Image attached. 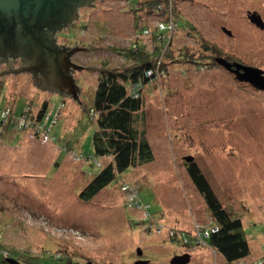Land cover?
<instances>
[{"label": "rangeland", "instance_id": "obj_1", "mask_svg": "<svg viewBox=\"0 0 264 264\" xmlns=\"http://www.w3.org/2000/svg\"><path fill=\"white\" fill-rule=\"evenodd\" d=\"M144 1L99 0L81 6L77 23L54 36L60 45L92 48L72 56L79 66L73 76L79 87L75 94L87 107L100 66L126 62L123 52L139 27L153 29L163 20L157 12L141 10ZM161 5L173 6L177 15L176 24L166 23L173 58L184 52L204 61H167L165 74L144 87L135 127L144 131L153 160L126 169L90 201L80 200L78 192L99 167L71 155L92 152L95 123L69 92L66 96L72 97L63 99L37 86L31 71L0 74V106L14 105L18 115L28 101L37 106L47 99L48 115L57 117L53 142L9 128L0 138V233L3 245L21 255V264H133L138 259L171 264L182 254L189 255L185 264H223L218 254L213 262V251L204 244L191 249L172 240L176 232L211 220L187 174V156L229 214L241 218L249 260L262 255L264 91L211 64L209 57L217 51L219 57L264 72V28L249 18L254 13L264 23V0H164ZM159 10L165 14L161 6ZM137 15L142 19L135 22ZM154 45L151 39L145 50L152 52ZM19 63L16 58L12 67ZM5 69L0 63V72ZM63 143L71 152L59 151ZM124 183L149 205V221L138 208L127 207L120 188ZM64 253L71 256L70 263Z\"/></svg>", "mask_w": 264, "mask_h": 264}, {"label": "trees", "instance_id": "obj_2", "mask_svg": "<svg viewBox=\"0 0 264 264\" xmlns=\"http://www.w3.org/2000/svg\"><path fill=\"white\" fill-rule=\"evenodd\" d=\"M125 1L130 3V0ZM163 1L145 0L144 2H140L139 7L147 14L157 15L158 13L162 15L161 17L164 21H159V23H163L164 27L160 28L157 25L153 29L144 25L139 27V32L136 33L133 40H130L127 49L123 52V58L126 62L118 67H109L105 63L101 65L98 69L93 100L89 107L80 102L83 110L89 115L90 121L95 123V130L92 134V152L88 154L75 152L71 156L77 161L85 160L87 162H93L99 167L98 172L89 178L78 192V197L82 201L92 200L117 175L122 174L126 169L147 164L153 160V148L145 136L144 131H139L135 127V122L138 120V112L143 104L142 92L144 87L151 84L161 74H165L167 61L174 62L180 60L185 63L196 64L204 61V57L193 58L192 56H187L184 52L182 53L183 56L173 58L168 46L171 37L168 36V25L166 23L173 20L176 24L177 15L175 11H172L174 10L173 6L172 9L171 7L167 8V6H162L161 3ZM160 6L165 10L164 15L163 11L159 10ZM175 15L176 19L174 18ZM136 18L138 20L135 19V22L141 20L142 16L137 15ZM76 23L77 21L74 24ZM147 29L149 33L145 34L144 30ZM151 39L152 43H155V48L152 52H149L145 49ZM204 48L208 50V48ZM217 53L219 52L215 51V57L219 56ZM209 60L211 64L216 65L214 56L211 55ZM95 70L93 68V71ZM149 70L153 75L147 78L145 72ZM133 92L137 93L136 97L132 94ZM66 94L61 93L59 95L63 96V99L72 97H68ZM35 107H37V112H35L36 109L34 110ZM5 109L10 110V118L15 120V122L22 116L30 129L36 125L48 126L49 124L50 129L48 135L52 142L55 140L51 129L53 126L55 127L57 117L56 119H52L51 115H48L50 111H48L49 102L47 99L37 106H34L31 101H28L18 115H16L14 105L0 106V112ZM46 115L49 118H46ZM8 128L13 129L14 124H0V138L5 134V131L7 132ZM18 131H20V134L23 131L27 132V130ZM32 133L38 138L37 132ZM58 146L59 151L71 152L72 150V147L66 143L62 145L58 144ZM104 159H108L105 164H103ZM185 165L190 180L204 200L211 220L206 224H202L203 228L200 230L199 235L196 234L194 229L191 231L180 230L171 239L177 241L185 248L192 249L202 244H204L203 246L210 247L214 254L213 262L216 261V255L218 254L223 258V264H264V247L260 257L249 260L250 247L244 233V225L241 218L229 214L194 160L191 162L185 161ZM120 188L126 195L127 207L136 209L139 206L140 208L138 209L143 212L149 221L152 216L147 210L149 205L139 202L136 188L133 189L126 183L124 185L121 184ZM152 219H155L158 223V218ZM206 231L207 234H205ZM2 240L3 238L0 239V251L2 248H7L3 245ZM10 251L13 254L9 255L21 263L19 259L21 255L16 257V252L14 250ZM65 255L67 263H70L71 256L69 254ZM56 257L59 259L61 253L58 252ZM8 258L10 257H3L0 252V262L2 264H8L6 261Z\"/></svg>", "mask_w": 264, "mask_h": 264}, {"label": "water", "instance_id": "obj_3", "mask_svg": "<svg viewBox=\"0 0 264 264\" xmlns=\"http://www.w3.org/2000/svg\"><path fill=\"white\" fill-rule=\"evenodd\" d=\"M92 1L0 0V58L8 55L14 60H21L18 68L6 67L0 74L9 71H31L35 83L39 81L58 86L65 84L69 87V93L77 99L75 91L79 87H74L72 77L65 73L69 68L79 69V66L70 60L75 50H67V47L62 46V49L56 48L53 33L75 19L78 7L87 6ZM249 18L252 23L264 28V23L258 15L253 13ZM225 31L230 34V31ZM71 47L92 50L84 46ZM215 61L226 69H231L241 81L264 91V72L261 69L228 62L223 57H218ZM184 159L186 162L193 160L192 156ZM137 254L141 255V250H138ZM188 260V254L177 255L171 260V264H185ZM6 261L8 264H21L15 258H8ZM84 264L97 263L86 261ZM133 264H148V260L138 259Z\"/></svg>", "mask_w": 264, "mask_h": 264}, {"label": "built area", "instance_id": "obj_4", "mask_svg": "<svg viewBox=\"0 0 264 264\" xmlns=\"http://www.w3.org/2000/svg\"><path fill=\"white\" fill-rule=\"evenodd\" d=\"M157 26L160 27V28H163L164 24L163 23H158ZM144 33L148 34L149 33L148 29L144 30ZM152 75L153 74H152V72L150 70L145 72V76L147 78H150ZM132 94L135 97L137 96V93H135V92H133ZM46 118H49V116L46 115ZM0 120H1L0 124L1 123L2 124H8V123L12 124L13 123L14 124V128L13 129H16V130H27V133L28 132H31V133L32 132H37L38 138H40L42 141H45V140L47 141V140L50 139V137L48 135V131L50 129L49 128V124H48V126L47 125H42V126L36 125V126H34V128L30 129L22 116L20 118H18V120L16 122L12 118H10V110L9 109H5L4 111L0 112ZM31 135H33V133ZM32 137H35V135H33ZM35 138L37 139V137H35ZM123 189H124V187H123ZM138 208H139V206H138ZM202 228H203V226L201 224L198 225V226H195L194 230H195L197 235H199L200 230H202ZM205 234H207V231L205 232ZM1 238H2V234L0 233V239ZM0 252L3 255V257L12 258L11 255H9V254H13V253H11V251L8 248H2Z\"/></svg>", "mask_w": 264, "mask_h": 264}, {"label": "flooded vegetation", "instance_id": "obj_5", "mask_svg": "<svg viewBox=\"0 0 264 264\" xmlns=\"http://www.w3.org/2000/svg\"><path fill=\"white\" fill-rule=\"evenodd\" d=\"M95 1H99V0H93L89 5H90V6L94 5V2H95ZM89 5H87V6H89ZM80 7H81V6H80ZM80 7H78L77 10H78ZM84 7H86V6L84 5ZM78 16H79V14H78L77 11H76L75 19L72 20L71 22L67 23L66 25H63L61 28L57 29V30L55 31V33H53V37H54L57 33H59V31L61 32V31H63L66 27H68L69 25L74 24V23L78 20ZM54 39H55V38H54ZM61 46H62V47H67V50H72V49H74L75 52H74L73 54H75V53L77 52V50H78V48H72L71 46H70V47H69V46H64L63 44H61V45H57L56 42H55V47H56V48H58V49H62ZM73 54L71 55L70 60H71L72 63L76 64L75 62L72 61V56H73ZM218 57H219V56H217V57L214 56V61H215L216 58H218ZM225 59H226L228 62H232V63L235 62V63L241 64V65L248 66V65H246V64H244V63H241V62H239V61H237V60H232V59H229V58H226V57H225ZM20 61H21V60H20ZM14 62H15L14 58H12V57H10V56H8V55H4V56H2V58H0V63L5 64V66H6L7 68L12 67V66H13L12 63H14ZM215 62H216V61H215ZM216 64L218 65L217 62H216ZM76 65H78V64H76ZM223 67H224V66H223ZM224 68H225V67H224ZM233 68H234V67H233ZM225 69H226V68H225ZM77 70H78V69H75V68H69L67 71H65L66 75L72 77V79H73V83H74V87H77V86H75V85H76V80H75V78L73 77V76H74V72H76ZM226 70H228L229 72H232L231 69H230V70H229V69H226ZM32 74H33V73H32ZM35 80H36V78H35ZM36 81H37V80H36ZM38 82H39V81H37L36 84H37ZM39 83H40V84H39ZM39 83H38L37 86L42 87V88L47 89V90H51V91H60V92L67 93V94H68V92L70 91V90H69V87H67L65 84H62V85L58 86L57 84H54V83H51V84H49V83H43V82H39ZM247 83H248V82H247Z\"/></svg>", "mask_w": 264, "mask_h": 264}, {"label": "crops", "instance_id": "obj_6", "mask_svg": "<svg viewBox=\"0 0 264 264\" xmlns=\"http://www.w3.org/2000/svg\"><path fill=\"white\" fill-rule=\"evenodd\" d=\"M76 82H77V80H76ZM76 86H78V84H76ZM48 92H50V91H48ZM52 93H59V94H61V93H63V92H60V91H51Z\"/></svg>", "mask_w": 264, "mask_h": 264}]
</instances>
